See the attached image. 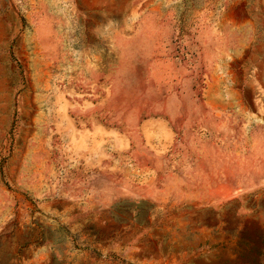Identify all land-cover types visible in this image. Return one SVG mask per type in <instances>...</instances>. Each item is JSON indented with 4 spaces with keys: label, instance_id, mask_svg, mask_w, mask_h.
<instances>
[{
    "label": "rangeland",
    "instance_id": "obj_1",
    "mask_svg": "<svg viewBox=\"0 0 264 264\" xmlns=\"http://www.w3.org/2000/svg\"><path fill=\"white\" fill-rule=\"evenodd\" d=\"M0 264H264V0H0Z\"/></svg>",
    "mask_w": 264,
    "mask_h": 264
}]
</instances>
